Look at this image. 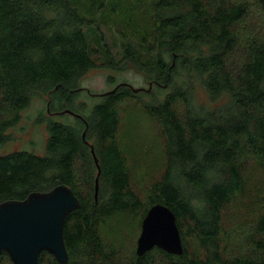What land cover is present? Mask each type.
I'll return each mask as SVG.
<instances>
[{"label": "trees", "instance_id": "trees-1", "mask_svg": "<svg viewBox=\"0 0 264 264\" xmlns=\"http://www.w3.org/2000/svg\"><path fill=\"white\" fill-rule=\"evenodd\" d=\"M103 25L118 34L121 59ZM103 67L136 69L150 87L125 82L93 94L102 98L94 106L79 102L82 80ZM43 96L75 122L46 118L43 155L0 156V204L69 186L81 207L65 226L68 264H264V205L240 236L225 221L253 177L264 179V0H0V145ZM129 113L150 123L161 149L144 187L121 135ZM156 204L175 213L183 255H137ZM120 216L134 221L127 249L107 233ZM0 264L14 263L4 253ZM40 264L60 263L44 251Z\"/></svg>", "mask_w": 264, "mask_h": 264}, {"label": "rangeland", "instance_id": "rangeland-1", "mask_svg": "<svg viewBox=\"0 0 264 264\" xmlns=\"http://www.w3.org/2000/svg\"><path fill=\"white\" fill-rule=\"evenodd\" d=\"M258 21V20H257ZM254 20V28L260 30ZM102 34L104 35V42L110 47L112 53L116 59L122 58L121 42L118 34L115 30H109L103 25ZM89 41L91 47H98L96 34L88 30ZM102 55V54H101ZM103 58L97 60V64L101 65ZM113 79L112 82L108 81V78ZM129 83L134 86L135 89L150 87V84L146 80L143 73H139L136 69H127L124 71L112 70L110 68H96L91 70L85 79L82 80L81 87L85 89L82 91L81 96L78 98L79 102H88L90 106L101 102V97H93L95 95H101L108 91H111L115 86L122 83ZM92 95V96H91ZM203 95L200 94V101H203ZM48 96L35 98L32 101L31 106L22 115L21 122L8 132L9 139L6 143L0 145V156L15 151H29L37 155L45 154L46 145L49 133L45 124L46 118L53 117L54 120L60 122H75L71 116L54 114L55 111L50 109V102ZM57 115V116H55ZM59 115V116H58ZM43 120L44 122H40ZM125 127L121 133L123 143L127 149V153L130 158V164L133 170V180L140 186H146L151 177L155 175V172L160 170L161 167V149L156 139L155 132L150 129V123L143 117L136 119H130L126 116ZM126 124L129 128L126 129ZM254 174V172H252ZM251 175V174H250ZM253 177V182L249 186H254L249 190L248 196L244 197L237 204L232 206L230 211L226 213L225 221L228 228L235 230L233 234L240 236L252 221L253 217L257 214L253 210L261 208L264 205V179ZM251 205V207H250ZM249 206V207H248ZM115 220H120L114 222ZM112 221V220H111ZM110 221V223H111ZM117 223L116 230L114 223ZM112 225L115 227L113 231H107L111 237L118 239L123 243L125 238L126 243L123 245L127 249L128 244L131 243L135 237V233H131L134 230V221L126 216H120L112 221ZM123 239V240H122Z\"/></svg>", "mask_w": 264, "mask_h": 264}, {"label": "water", "instance_id": "water-1", "mask_svg": "<svg viewBox=\"0 0 264 264\" xmlns=\"http://www.w3.org/2000/svg\"><path fill=\"white\" fill-rule=\"evenodd\" d=\"M115 90L105 94L114 93ZM134 90L138 92L141 89ZM66 113L74 114L70 110H66ZM92 152L100 169L94 149ZM99 187L98 178L96 197ZM80 207L79 198L65 184L49 192L31 193L22 201L2 202L0 261L2 255L6 253L14 264H40L41 254L46 251L60 264H68L70 255L65 239V226L70 214ZM154 247L175 255H183L185 252L177 217L163 204H156L148 210L137 241V255L143 256Z\"/></svg>", "mask_w": 264, "mask_h": 264}, {"label": "flooded vegetation", "instance_id": "flooded-vegetation-1", "mask_svg": "<svg viewBox=\"0 0 264 264\" xmlns=\"http://www.w3.org/2000/svg\"><path fill=\"white\" fill-rule=\"evenodd\" d=\"M151 86H152V84H151ZM54 114H60V113H54Z\"/></svg>", "mask_w": 264, "mask_h": 264}]
</instances>
